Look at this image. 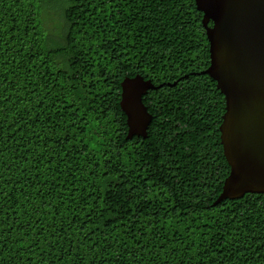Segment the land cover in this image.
Returning a JSON list of instances; mask_svg holds the SVG:
<instances>
[{"label":"trees","instance_id":"1","mask_svg":"<svg viewBox=\"0 0 264 264\" xmlns=\"http://www.w3.org/2000/svg\"><path fill=\"white\" fill-rule=\"evenodd\" d=\"M201 19L194 0H0V264H264V194L213 206L225 103L198 75ZM135 75L163 87L127 140Z\"/></svg>","mask_w":264,"mask_h":264},{"label":"water","instance_id":"2","mask_svg":"<svg viewBox=\"0 0 264 264\" xmlns=\"http://www.w3.org/2000/svg\"><path fill=\"white\" fill-rule=\"evenodd\" d=\"M194 3L202 13L209 45V66L198 75L216 83L225 103L218 129L229 173L215 206L245 194H264V0ZM161 87L141 75L121 81L119 106L126 118L127 140L147 138L152 115L142 97Z\"/></svg>","mask_w":264,"mask_h":264},{"label":"rangeland","instance_id":"3","mask_svg":"<svg viewBox=\"0 0 264 264\" xmlns=\"http://www.w3.org/2000/svg\"><path fill=\"white\" fill-rule=\"evenodd\" d=\"M51 17H52L51 15L48 16V18L50 19V21L53 20V21H51V22L49 21V24H48V25L50 26V28L56 25V22H55L54 19L51 18Z\"/></svg>","mask_w":264,"mask_h":264},{"label":"flooded vegetation","instance_id":"4","mask_svg":"<svg viewBox=\"0 0 264 264\" xmlns=\"http://www.w3.org/2000/svg\"><path fill=\"white\" fill-rule=\"evenodd\" d=\"M221 116H222V115H221ZM211 120H212V121H211L212 123H211V122H210V123H211L212 125H215V122H214L213 117H211ZM209 121H210V120H209ZM220 123H221V121H220ZM220 123H219V125H220ZM219 125H218V127H219ZM218 127H217V128H218ZM218 133H219V129H218ZM219 135H220V133H219ZM219 142H220V139H219ZM220 145H221V144H220ZM221 147H222V146H221Z\"/></svg>","mask_w":264,"mask_h":264}]
</instances>
